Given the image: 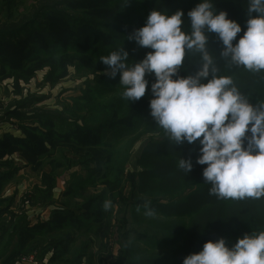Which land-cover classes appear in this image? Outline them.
Returning a JSON list of instances; mask_svg holds the SVG:
<instances>
[{"label":"trees","instance_id":"16d2710c","mask_svg":"<svg viewBox=\"0 0 264 264\" xmlns=\"http://www.w3.org/2000/svg\"><path fill=\"white\" fill-rule=\"evenodd\" d=\"M199 2L32 0L29 3V0H0V75L25 72L44 66V63H50L48 78L52 85L67 76L68 65L74 66L77 73L86 74V87L82 95L72 97L71 106L61 111L11 114L23 133L0 136V160L15 151L32 163L33 171V168L42 171L38 173L41 186L35 185L33 193L26 196V200H32L33 204L49 206L56 203L53 188L59 177L73 167H82L87 176L74 181L79 173L71 172L64 189L65 197H71L73 191L82 189L90 181L92 185L98 180L107 185L99 193L86 195L82 202L66 200L64 205L57 203L56 207L54 204L50 217L46 220L39 218L36 222L25 213L11 212L10 219H7L13 201L4 207L0 205V264H15L21 255L31 254L42 261L48 252H51L49 264H83L92 246L89 237L82 240L80 237L89 231L108 227H104L107 210L103 207L109 199L108 189H115L123 183L129 184V194L123 193L125 187L120 188L119 198L111 200V205L120 204V211L125 213L121 226L127 223L128 208L136 215V210L145 209L144 205L148 203L160 216L157 223L150 222L157 231L152 239L171 240L173 248L170 255L156 260L146 257L128 259L130 247L124 245L116 264H183L187 255L202 250L208 240L224 238L231 247L245 234L264 231V196L224 199L210 194L212 185L205 182L202 174L206 165L196 162L200 155L199 138L191 144L186 141L176 144L155 120H146L150 115L151 84L155 75L146 73L149 84L145 95L129 101L123 96L125 86L119 83V73L115 77L106 74L108 66L100 60L101 56L124 48L129 53L127 63L132 64L152 51L141 47L129 36L146 23L153 9L169 14L183 10L181 29L190 34L191 22L187 13ZM209 2L214 12L226 11L229 18L240 23L242 30L233 43L238 41L247 27L249 0ZM207 35L208 51L217 75L231 77L233 85L251 103L264 102V70L254 72L232 64L219 53L223 45L218 35ZM200 62L199 52L186 50L178 75L194 74ZM89 75L94 77L88 78ZM29 103H23L22 107H29ZM1 121L5 118H0ZM135 131L139 137L150 134L135 162L142 169L125 172V158L127 161L128 157L118 160L122 138ZM107 140L115 142L109 144ZM51 145L52 150L61 152L62 160L56 164L49 154ZM182 157L192 161L189 173L179 167ZM45 163L51 165L50 170L44 169ZM92 163L95 168L90 169ZM19 170L20 166L0 170V186ZM126 234L119 233L124 241ZM90 264H93L92 260Z\"/></svg>","mask_w":264,"mask_h":264},{"label":"clouds","instance_id":"9594fccd","mask_svg":"<svg viewBox=\"0 0 264 264\" xmlns=\"http://www.w3.org/2000/svg\"><path fill=\"white\" fill-rule=\"evenodd\" d=\"M184 15L183 10L150 12L146 23L129 36L141 47L152 49L139 62L127 63L129 53L124 48L100 60L110 69L106 74L115 77L119 73V83L125 86L123 96L129 101L145 95L146 73L155 75L150 114L176 144H191L199 138L196 162L206 165L202 174L212 185L210 194L258 199L264 196V102L251 103L231 77L217 75L207 34L218 35L223 45L219 53L232 64L254 72L264 70V0H249L247 27L235 43L242 30L240 23L226 11L214 12L209 0H200L188 11L190 34L181 29ZM186 50L199 52L201 62L194 74L181 76L178 72ZM179 167L189 173L191 159L182 157ZM110 203L104 202L105 210ZM144 207L145 215H154L148 203ZM183 264H264V231L245 234L231 247L224 238L208 240L202 250L187 255Z\"/></svg>","mask_w":264,"mask_h":264},{"label":"rangeland","instance_id":"374dc122","mask_svg":"<svg viewBox=\"0 0 264 264\" xmlns=\"http://www.w3.org/2000/svg\"><path fill=\"white\" fill-rule=\"evenodd\" d=\"M23 1L27 2V0ZM30 1L32 0H29V3ZM68 66L69 71L67 76L61 78L56 85H52L48 78L51 68L50 63H44V66L34 69L29 68L30 70L25 72H8L0 75V118H5V121L0 122V136L11 132L14 135H22V129L17 123H14L16 120L10 117L11 114H15L16 112L34 114L53 110L61 111L66 106H71L73 96L82 95L83 89L86 87V74L77 73L74 66ZM59 70L60 69H58V71ZM93 77L94 75L88 76V78ZM28 101L30 102L29 107L23 108L22 104ZM70 116L71 115H69V117ZM146 120H154V118L150 114ZM142 127L143 125L139 128ZM149 136L150 134L139 137L137 131L125 137L123 136V144L119 151L120 157L118 160L121 161L120 158L128 157L127 161L125 158V172H133L136 169H142L140 166H136L135 162L138 160L141 150ZM114 142V140H107L109 144H114ZM53 148L54 147L51 145L49 154L51 153L52 160L55 162L54 164H56L62 160L61 152L59 149L52 150ZM19 166L20 170L17 174L6 180L0 186V203L3 202L0 205L4 207L9 201H13L6 215L7 219H10L9 215L13 212L16 214L25 213L33 222H36L39 218L46 220L50 217L54 204L56 207L58 206L56 205L57 203L59 205H64L66 200L69 202H82L87 197L86 195L99 193L107 186L96 179V185H92L90 181L86 183L82 189L73 191L74 193L71 197H65L64 189L67 188L66 185L69 181L71 172L77 171L79 173L78 176L74 178V181L86 175L85 169L82 167H73L68 171L66 170L61 177H59L57 186L53 188V197L56 203H52L49 206L33 204V202H31L32 200H26V196L33 193L35 185L41 186V177L38 173L41 174L42 171L39 168H33V171L31 169L32 163H29L26 159L24 160L15 151L5 154L0 160L1 171H7L10 168H19ZM92 168H95V163L90 165V169ZM44 169L50 170L51 165L45 163ZM120 188H124L123 193L125 195L129 194V184L126 185V183H123L122 186L120 184L119 187L115 189H108V201L111 202L113 197L119 198ZM140 196L146 199L149 198L148 195ZM177 196L175 197L179 198L180 194ZM124 215L125 213L120 211V204L116 203L111 205L110 203V207L107 209L106 215L104 216V227L106 228V225L108 227L105 230L102 227L95 231H89L86 235H81L80 240L89 237V243L90 246H92L88 250L83 264H90L91 260L93 264H116L117 256H119L121 250H123L124 245L130 247L128 259H142L146 257L156 260L160 256L171 254L170 249L173 248L170 246L171 240L168 242H161L152 239L157 231H155L150 222L153 221V223H157L160 218L159 212L154 210L153 216H147L145 215V209L139 208V210H136L135 215L130 208H128L126 217L127 223L122 227V218ZM4 220L7 221L6 219ZM120 231L123 233L127 232V239L125 241L124 237L119 235ZM80 240H78L76 244H78ZM91 253L93 256H91ZM50 256L51 252H48L42 261H39L34 254L21 255V257L16 260L15 264H49L48 258ZM166 258L169 257L167 256Z\"/></svg>","mask_w":264,"mask_h":264}]
</instances>
